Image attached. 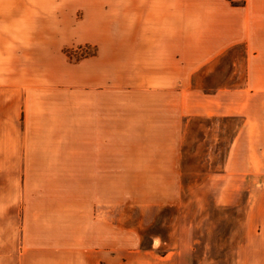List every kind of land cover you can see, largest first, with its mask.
<instances>
[{
	"label": "crops",
	"instance_id": "0c3cea01",
	"mask_svg": "<svg viewBox=\"0 0 264 264\" xmlns=\"http://www.w3.org/2000/svg\"><path fill=\"white\" fill-rule=\"evenodd\" d=\"M74 8L84 14L77 24L91 25L88 39L99 45L86 60L98 75L78 83L75 108L68 96H47L53 86L36 74L52 67L54 49L63 55V39L49 30L69 24ZM238 44L246 53L244 86L198 99L215 101V109L183 113L175 91L181 78L190 84L193 73ZM123 71L128 98L115 93L120 85L111 75ZM150 81L162 91L149 90ZM230 100L246 121L238 146L247 134L259 158L237 163L238 185L246 177L261 183L235 262L264 264V0H0V264H196L191 224L182 223L180 209L164 232L153 230L156 220L149 227L142 218L128 221V207L185 205L182 118L227 115ZM117 136H128V145ZM166 176L177 177L176 190L149 191Z\"/></svg>",
	"mask_w": 264,
	"mask_h": 264
},
{
	"label": "rangeland",
	"instance_id": "374dc122",
	"mask_svg": "<svg viewBox=\"0 0 264 264\" xmlns=\"http://www.w3.org/2000/svg\"><path fill=\"white\" fill-rule=\"evenodd\" d=\"M70 10L68 13L70 16L69 24H52L49 30L52 37L63 39L61 42V44H65L62 48L63 57L61 55V57H57L58 55H55L56 49H54L52 67L48 71H37L36 74L38 79L45 80L53 86L46 88L50 92H46L47 96H68L70 98L69 106L75 108V100L79 95L78 88H76L80 86L78 83L84 79L92 78L94 74V71L88 70V66L91 65L88 64L90 61L86 60L98 54L99 45L88 39L93 34L91 25L84 28L77 24V20H80L84 15L82 9ZM99 25L97 24L98 28ZM100 26L102 27V25ZM66 63L68 64L67 67L64 66ZM82 63H85L86 69L78 70L77 66L82 65ZM246 64L244 46L238 44L208 62L207 66L198 72L193 73L190 84L181 78V83L175 88V91L180 90L183 113L195 111L204 105H208L209 109H215L218 106L215 101L204 102L205 104L200 105L198 99L206 93H214L219 89H228L232 95L231 91H235L246 83ZM96 75L98 73L94 74V76ZM111 75L116 76L117 83L120 85H116L115 93L121 98H128V72H116L111 73ZM135 77H140V73ZM112 79V77L109 79L111 83ZM62 84H67L68 88L61 89L60 85ZM149 84L154 85H150L149 90L162 91V88H155L157 84L154 82L150 81ZM103 88L99 87V89ZM64 91L68 92L64 93ZM115 93L99 91L97 95L104 97ZM190 94H195L191 100L189 99ZM234 108L235 103L230 100V113L227 115L183 116L181 134L177 136L181 156V174L178 180L181 181L182 198L187 200L182 208L174 206L146 207L140 211L134 206L128 207V221L136 222L142 218L144 226L149 227L150 223L156 220L157 224L153 230L159 229L164 232H167L168 224L172 223V220H176L180 209L182 223L186 220L188 224H191V235L195 240L193 257L196 264H236V248L243 239V218L246 210L253 203L252 191L261 186L259 177L256 183L246 177L245 182L238 185L237 172L239 167L237 163L246 162L247 166L249 157L257 162L259 158L252 144L251 149L249 148L247 134L244 137L241 136L238 146L236 136L240 130L241 135H243L242 127L246 121L242 116L236 115L235 111L232 110ZM118 110L125 111L127 108ZM71 121L75 127V118ZM47 138L52 141V138L55 137L47 134ZM163 138L166 145L171 143L172 137L170 135H165ZM72 139H76V136H72ZM72 139L69 143L75 144ZM115 139H117V143L128 145V136H117ZM238 147H240L239 151L237 150ZM137 170L133 169L134 172ZM176 179L177 177L166 176L162 179V181H166L164 185L150 184L149 191L158 185L159 188L164 187V190L171 194L172 190H176ZM121 186L118 185V187ZM140 187L141 185L138 183L130 185L133 191L139 190ZM143 187L146 188V185ZM163 223L164 226L162 227Z\"/></svg>",
	"mask_w": 264,
	"mask_h": 264
}]
</instances>
